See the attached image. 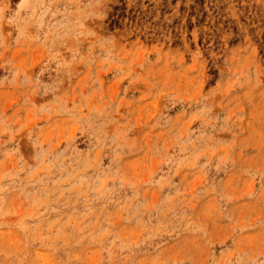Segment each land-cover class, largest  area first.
Wrapping results in <instances>:
<instances>
[{
    "label": "rangeland",
    "instance_id": "1",
    "mask_svg": "<svg viewBox=\"0 0 264 264\" xmlns=\"http://www.w3.org/2000/svg\"><path fill=\"white\" fill-rule=\"evenodd\" d=\"M0 264H264V0H0Z\"/></svg>",
    "mask_w": 264,
    "mask_h": 264
}]
</instances>
